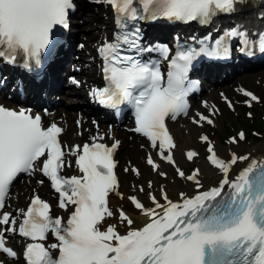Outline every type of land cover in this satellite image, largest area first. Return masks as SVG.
Returning <instances> with one entry per match:
<instances>
[{
  "label": "snow or ice",
  "instance_id": "snow-or-ice-1",
  "mask_svg": "<svg viewBox=\"0 0 264 264\" xmlns=\"http://www.w3.org/2000/svg\"><path fill=\"white\" fill-rule=\"evenodd\" d=\"M106 2L116 13V23L122 31L114 42H106L98 49L104 61L106 86L92 89L91 95L108 108L131 106L135 131L158 148L160 158L173 165L178 176L194 182L197 189L203 187L198 179L199 169L185 175L176 165L172 154L176 144L166 119L187 112L186 97L196 87L195 82L188 80L194 60L200 56L220 57L228 52V41L233 39L249 51L256 47L264 53V33L253 41L246 32L233 28L211 43L210 36L198 41L199 48H179L169 61L165 78L157 62H142L138 58L141 52L151 49L141 47L140 28L134 22L164 19L206 24L218 13L233 12L243 0ZM73 8V0H0V61L15 64L22 58L24 67H39L42 56L56 42L55 29L69 27V12ZM130 22L133 27L128 30ZM122 45L126 47L122 49ZM161 51L167 59L169 50ZM243 95L250 101L258 99L247 91ZM227 103L229 108L233 107L231 101ZM197 115L199 119H193V123H214L202 114ZM61 134L62 129L55 123L45 127L40 115L0 106V210L16 177L37 170L59 194V208L67 210L73 206L65 224L62 218L51 215L46 201L34 195L26 210H19L23 220L18 229L10 213H0V225L5 226L0 230V253L11 259L18 257L16 251L6 246L5 239V232L18 231L30 241L23 251L25 264H264V159L235 154L230 160L222 159L209 138L202 136L201 141L207 144V160L223 174L219 185L193 197L181 193L182 203L171 201L163 190L165 205L149 194L154 208L129 196L148 222L132 228L133 220L122 208L118 209L119 222L128 226L126 234H120L114 224L103 227L107 218L115 215L109 207L110 193L121 195L117 191L113 159L119 142L108 147L95 142L103 137H95L92 144L73 146L69 154L77 157L75 165L81 175L65 177L61 171L67 163V146H62ZM244 138L241 132L239 139ZM236 142L232 138L231 143ZM185 155L191 161L199 154L188 151ZM238 161L248 164L235 179H230L229 172ZM147 163L153 170L159 167L151 156ZM132 171L139 175L137 169ZM139 190L144 191L143 187ZM49 234L56 242L46 246L44 241ZM53 252L58 254L54 256Z\"/></svg>",
  "mask_w": 264,
  "mask_h": 264
},
{
  "label": "bare ground",
  "instance_id": "bare-ground-1",
  "mask_svg": "<svg viewBox=\"0 0 264 264\" xmlns=\"http://www.w3.org/2000/svg\"><path fill=\"white\" fill-rule=\"evenodd\" d=\"M254 2V0H243L242 3H238L235 6L236 12L234 17L231 19L232 23L229 29L239 27L240 25L245 29L255 30L260 22V17L255 16V13L256 10H259L257 7L262 10L261 14L264 13V2L257 5V7L253 6ZM78 5L80 8V12H83V10L86 8L85 4L82 1H78ZM100 17L102 18V15H97V19H100ZM107 18L108 17H106V19ZM106 19L103 25H96L95 30L91 33L93 37L92 39L95 40L92 43L88 42L91 47H93L103 39L107 40L112 27L111 23H109V21H106ZM77 23H80V21L71 22V24L74 25ZM73 31L75 33L77 32V34H73L70 38V43L72 45V54L69 58H66L61 67L59 66L61 71H64V73H61L60 75V83H62L63 77L66 72L71 70V66L75 64L74 62L77 61L76 58L79 55H82L77 48L78 46L75 47L78 39H80L81 29H75ZM193 31L194 30L191 28V32ZM152 34L153 32L149 30L147 34L149 40L152 39ZM87 40L90 41L89 39H86V41ZM88 56H90V58H88V62H90L91 72L87 71L86 73L87 69L81 68L78 74H83L82 76L79 75V79L83 80L85 84L94 86L98 84L101 76H98L95 70L97 62L95 52L92 53V50H89ZM82 58L83 56H81V59ZM76 72H78V69L76 70ZM203 73L206 75L210 82H213V87H210L209 84L207 85V91L218 88L219 86H222L230 81H235L236 84H239L240 88H243V92H250L258 98V101L264 102V97H258L253 89L244 86V84L247 83V80H252L254 83H258L264 80V62L255 65H252L248 62L235 63L218 68H208L204 70ZM54 76L55 75H52V77ZM65 85L67 86L68 84L65 83ZM232 88L233 86L226 87L225 91L223 92V97H226L227 101H231L233 105L232 108L235 109L236 106L230 99L234 98V95L231 94ZM52 93L57 94L53 90L46 91V95L49 97V99H51V101H53L52 103L50 101V107L52 108V110H55V113L46 117L45 120L47 121L48 125L55 123L59 127H61V137L65 144H68L70 147H72L75 143L81 144L82 142L87 140V138L96 136L103 137L102 140L104 141L110 139L111 142H119L117 149V159L119 160V164L117 165L116 172L117 176H119V187L117 191L122 195L123 198H121V195H117L116 192H112L109 198V207L113 210L115 215L113 217L107 218L103 227H106L108 224H114L116 225L117 230L120 232V234H126L128 226L119 222V213L117 211L118 209L122 208L133 220V224L131 225L132 228L143 227L144 224L148 222V217L141 215L140 210L136 209L128 199L129 196H136L137 199L145 205V207L152 208L155 207V205L149 198V194L155 196L162 205H165L167 203L163 199V193H166L171 201L182 203L181 193H183L185 197H193L199 192L207 191L212 187H217L219 185L220 181L223 179V174L218 169L211 166L210 162H202V159L204 158L203 151L206 150L207 144L202 142L200 138L199 140L197 139L198 136H201L199 134L208 136L212 144L215 145L217 155L222 159L230 160L233 154L238 156L247 155L250 157V159L264 158V135L257 143L254 144L245 143L247 142L245 137L243 139L244 141H242L244 143H242L243 145L241 144V147L239 145L240 141L238 139H236V143L225 142L223 145L219 144V142H222V137L218 135L217 130H221L223 126L220 121V116H223L225 113H227V109L221 107L222 101L220 99L222 95L217 91L210 92V94L207 93L206 97L204 98L205 100L203 99L201 104L195 103L196 112L194 115H192V117L197 120L199 119V116L197 115L198 113L208 117L209 119H212L214 121V127L217 128L216 130H208L206 128V121H200V123L197 124L191 123V121L188 120L184 121V123L182 124H171V130L176 144V147L172 149V154L176 165L185 173V175H191L190 173H187L189 167L195 163L199 164L196 169L200 170L198 179L203 185V187L199 189H197V186L194 182L188 181L178 176L173 165L160 160L156 155V152L149 148L147 143H144V139L140 138L144 140V146L142 147H140L142 143L137 144L132 141V134L129 133V126L126 125V123H115L114 128H111L110 126L104 124V121L109 120V115H106V117L104 118H102L101 115H98L95 112V107L92 105L89 99L85 98L82 90L77 88L69 89L70 94L74 93L77 97L82 98V100L80 101L81 103L75 105V110L73 111L68 110L69 107H67L66 104L62 102H55L57 98L53 99L52 96H50ZM58 98L61 101L62 99H68L64 96ZM69 101L77 102L76 99H70ZM11 106L18 110L25 107L24 104L20 106L12 104ZM81 113L85 116L82 117ZM86 118H88V120ZM77 121L82 122V125L80 127H77ZM96 122L100 123L99 129L94 130L93 128H90V125ZM87 127L90 128L88 131H86ZM254 138V140L259 139L258 136H255ZM193 148H196V150ZM191 150L198 152L199 155L189 161L186 158L185 154ZM149 156H151L153 161L159 166L158 169L153 170V168L148 165L147 159ZM125 158H129L128 161L130 159L131 161H133L131 168L128 169V174L126 175L124 174V171L128 167L124 166L123 160ZM247 164L248 161H238L237 164H235L229 172V178L234 179L236 175H238V173L247 166ZM133 168L138 170L139 175L132 171ZM172 172L174 174H172ZM160 173L166 174L164 175V178L166 177V180H159ZM149 182H151V187L148 186ZM36 183H34L33 180H29V182H26L24 185L17 188L16 192H14V194H11V196L9 197L7 201V208L14 214L15 217L17 216L18 211L25 205V200L27 201L30 196L36 194L38 191L42 193V196L49 199L54 206L56 205L53 196L51 195L50 191L46 189L45 184L42 183L41 185H38V183ZM141 187H143L144 189L143 192L139 190ZM57 211L58 214L61 215L62 212H64L60 209H57ZM156 211L159 212L161 210L157 209ZM10 245L14 249L19 250V241L17 240V238L11 239ZM6 264L20 263L17 259H15L6 261Z\"/></svg>",
  "mask_w": 264,
  "mask_h": 264
},
{
  "label": "rangeland",
  "instance_id": "rangeland-1",
  "mask_svg": "<svg viewBox=\"0 0 264 264\" xmlns=\"http://www.w3.org/2000/svg\"><path fill=\"white\" fill-rule=\"evenodd\" d=\"M79 1H82L85 4L86 8L83 10V12L79 11V13H80L79 20L81 23H78L79 27H76V28L81 29V33H80V39H78L77 46H78L79 51L82 55H79V57H77L78 59H76L77 61L74 63H75V66L76 65L78 66L77 69H80L82 67H86L87 68L86 73H87V71L91 72V67L89 68L90 64L87 61V59L90 58V56H88V53H89V50H92V53H93L94 47H95V46L91 47L88 44V42L92 43L95 41L92 39L93 37H92L91 33L95 30L96 25H103L105 23L104 21H105L106 17H108V14H107L108 9L100 6V2H99L100 0H79ZM78 7H79V5H78ZM99 14L102 15V18L100 17V19H97V15H99ZM106 21H110L109 18H107ZM170 35H169V37H170ZM83 38H84V40H83ZM86 39H89L90 41H88V40L86 41ZM103 41L104 40H101L97 44H100ZM81 56H83L82 59L80 58ZM95 70H96L97 75L99 76V73H98V70L96 67H95ZM76 75L82 76L83 74L76 73ZM63 78H64V80L62 82V85H64V89L65 88L67 89V87L65 86V83H68L67 82V75H64ZM228 86H233L231 94L234 95L233 96L234 98H230V99L233 101L234 105L236 106L235 109L229 108V106L227 105L228 104L227 101H224V100H226L225 99L226 97H223V94H224L223 92L225 91L226 87H228ZM244 86L253 89L256 92V95L258 97H260V98H261V96L264 97V80L260 81L258 83H254L252 80H247V83L244 84ZM239 89H240L239 84H236L235 81H230V82H228L222 86H219L216 89L209 90L208 92L204 93V95L201 99L196 101L198 104H201L203 99L206 97L207 93L210 94V92H213V91H217V92L221 93V95H222V97L220 99L222 101L221 107H224L225 109H227V113H225L223 116H220V121H221V124L223 125L221 130H217L218 135H220V137H222V142H219L220 145H223L225 142L226 143L231 142L232 138L235 137L236 139H238L240 141L239 145L241 147V144L244 143V142H242L244 140L239 139V134L241 132L244 133V136L246 137L247 142H245V143H251V144L257 143L262 138V136L264 135V102L258 101V100L250 101V98L244 96L243 92H241ZM80 90H82L84 92L83 87L80 88ZM61 96H62L61 93H59L58 95H52V98L56 99L57 97H61ZM63 96L67 97L68 99H64V100L62 99V101H60V102L66 104L67 107H69L68 110H70V111L75 110V107H73V106L76 105V102H71L69 100L75 99L76 97H74L73 95H69L67 93L64 94ZM249 101L251 103L250 107L248 106ZM195 106L196 105L194 104V107L191 111L190 116L195 114V112H196ZM184 121H188V120H184ZM184 121H178L177 123L182 124V123H184ZM249 124H253L254 127H257V131L252 132L251 130H249V127H248ZM90 128H93L94 130H98L96 124H91ZM90 128L87 127L86 131H88ZM206 128L210 131H214L217 129L214 127V124L210 125L207 122H206ZM199 135H201V136H198V138H197L198 140L202 136H205L202 134H199ZM255 136H258L259 139L254 140ZM89 140H91V138H87V141H89ZM131 140L137 144L142 143V145H140V147L144 146L143 141L141 139L135 137V136H132ZM109 141H110V139L108 140V142ZM193 149L196 150V148H193ZM126 152H127V150H126ZM203 154H204V158L202 159V162L206 163V162H208V160H207L208 153L206 150H204ZM128 159L129 158H125L123 160L124 166L128 167L126 169L131 168V165L133 162V161H131V159L128 161ZM197 166H199L198 163L192 164L189 167L187 173L192 174L194 169ZM124 174L125 175L128 174V171H124ZM172 174H174V173L172 172ZM159 180L160 181L166 180V177L164 178V176L160 175ZM36 182L38 183V185H41L39 180H36ZM36 182H34V183H36ZM25 183L26 182H23V181L17 183L13 188L12 194H14V192H16L17 188L21 187ZM45 186H46V189H48V186L47 185H45ZM37 193L42 194L39 191ZM25 202H26V200H25ZM18 261L20 264L22 263V262H20V260H18Z\"/></svg>",
  "mask_w": 264,
  "mask_h": 264
}]
</instances>
